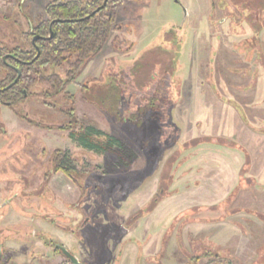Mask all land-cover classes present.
Instances as JSON below:
<instances>
[{
  "label": "rangeland",
  "instance_id": "1",
  "mask_svg": "<svg viewBox=\"0 0 264 264\" xmlns=\"http://www.w3.org/2000/svg\"><path fill=\"white\" fill-rule=\"evenodd\" d=\"M48 1L0 0V44L27 48L23 34L46 18ZM261 3L111 0L115 26L74 80L51 95L44 94L52 90L48 84L36 82L23 99L0 104V219L18 229L14 214L7 212L23 216L17 226L24 230L9 232L13 237L4 241L7 250L8 245L21 249L18 263L51 251L33 244L39 235L31 231L42 227L35 214L42 213L68 231L46 225L49 238L68 245L87 264H146L150 258L155 264H264V168L253 161V169L242 171L237 182L249 152L264 162V135L256 147L248 141L252 130L264 129V28L256 35V47L247 21L251 8ZM255 12L262 21L261 10ZM69 67L49 66L47 73L65 78ZM3 72L0 68V77ZM111 94L119 112L111 109ZM144 96L158 98L161 116L149 114L152 119L145 125L122 121L146 104ZM70 109L76 122L66 113ZM68 125L70 129L60 128ZM80 125L105 131L122 144L113 143L101 153L84 148L77 141ZM161 126L160 145L174 144L159 153L150 135L146 145L142 138L143 131L150 134ZM229 139L239 141L246 152L228 149L223 144ZM54 148L67 151L74 172L60 170L47 185L43 172ZM162 171L167 175L159 179ZM250 174L260 183L245 179ZM24 181L29 194L11 200ZM114 184L119 186L115 190ZM94 185L112 192L104 210ZM159 187L163 194L148 206ZM123 193V199L115 197ZM143 205L140 217L134 212ZM86 214L88 221L80 225ZM6 234L0 230V238ZM125 239L144 242L135 260L118 246Z\"/></svg>",
  "mask_w": 264,
  "mask_h": 264
},
{
  "label": "trees",
  "instance_id": "2",
  "mask_svg": "<svg viewBox=\"0 0 264 264\" xmlns=\"http://www.w3.org/2000/svg\"><path fill=\"white\" fill-rule=\"evenodd\" d=\"M102 2L103 0H49L45 5L46 18L41 19L36 24L30 25L23 34L28 41L27 48L19 46L7 48L0 44V68L4 70L0 77V104L8 103L11 105L23 99L27 95L28 88L36 82L48 84L52 90L50 92L46 90L44 94L51 95L59 93L67 82L74 80L84 64L100 51L108 39L111 29L115 26V11L114 7L111 6V0H107L103 7L92 13ZM262 4L256 5L258 7H255V9L251 8L250 13L253 15L247 19L254 31L251 42L256 47L259 46L258 33L264 28V18L262 21L258 19L255 10L256 8L260 9L264 15V4ZM51 32L52 35L50 36ZM34 36H37V38L33 43L32 39ZM72 58H74V61H72ZM65 63L70 65L66 70L65 78H62L55 71L47 73V67L55 66L58 69H62ZM15 79L17 80L15 81ZM112 97L113 94H111V99L108 100L111 109L119 112L111 103L113 101ZM143 100L146 104L141 105L142 108L138 106L135 110L130 111L125 118L123 117L122 121H132L134 122L132 123L134 126L137 123L138 125H145L152 118L161 116V112L156 107L159 102L156 96L150 98L144 96ZM66 113L70 117V121H73V119L75 122L77 121L74 118L72 109ZM149 116L152 118H149ZM136 120L137 123L135 122ZM60 128L70 129L71 126H60ZM78 130V143L84 148L94 150L95 152L101 153L111 150L113 143L122 144L113 135L93 126L80 125ZM140 130L143 131V129ZM153 130L157 129H151L150 134H146L143 131L144 136L142 139L146 142H144L145 145L150 142V140L147 142L146 139H149L150 136L152 137ZM161 131L163 132L162 126ZM74 134L73 131H70V137L75 138ZM100 139L103 140V143L98 141ZM205 141L206 143H211L212 139H205ZM194 144L197 145L199 142ZM57 153V159L60 163L55 169H60L67 174H73L74 168L69 163L71 159L67 151L57 150ZM246 164L247 162L244 163L245 166ZM245 169V167H242L241 170L245 171ZM164 172H161L160 179L165 175L166 172ZM168 175L172 176L171 173H168ZM74 180L77 179L74 177ZM77 183L80 188H84V184L82 183V185L79 180ZM240 187L238 184L237 189ZM159 198L150 200L151 203L148 206L152 207ZM143 211L138 216L143 215ZM133 215H130L129 220L133 219ZM196 258L198 259L199 256H196Z\"/></svg>",
  "mask_w": 264,
  "mask_h": 264
},
{
  "label": "flooded vegetation",
  "instance_id": "3",
  "mask_svg": "<svg viewBox=\"0 0 264 264\" xmlns=\"http://www.w3.org/2000/svg\"><path fill=\"white\" fill-rule=\"evenodd\" d=\"M10 55V54H9ZM4 105H9L8 103H6V104H4ZM12 105V104H11ZM10 106V105H9ZM59 130H60V128H59ZM154 132H153V134H152V138H151V140H154L155 141V143H157L158 144V147H159V153H161V152H163V151H165L167 148H170V147H172L173 146V144L174 143H167L166 145H160V141H159V138H160V135H162V131H161V127L159 128V129H157V130H153ZM144 142L145 141H143L142 143L144 144ZM161 146V147H160ZM57 150H60V148H54V149H52V151L50 152V154H49V167L43 172V180H42V182H43V184H47L48 185V180H49V178H51V175L52 174H55V173H57L58 171H60V169L59 170H56L55 169V167H57V165H59V163H60V161L57 159V157H58V153L56 154V151ZM143 150V152H145V149L143 148L142 149ZM71 161V160H70ZM69 161V163H70V165H71V162ZM72 166V165H71ZM73 167V166H72ZM155 167V166H154ZM151 170V169H150ZM150 170H149V172H150ZM65 173V172H64ZM20 176V175H19ZM20 177H25V174H21V176ZM160 177H161V173H160V175H159V179H160ZM69 178H71V177H69ZM76 178V177H75ZM91 178H92V176H91ZM143 178V177H142ZM26 181H24V182H22V186L20 187V189H19V191L17 192V194L14 196V197H12L11 198V200L12 199H15V198H17V197H20L19 195L21 194V196L24 194V193H26V194H29V190L27 189V186H26V188L24 187L26 184ZM117 186L118 185H116V184H114V186H112V187H114L113 189L115 190L116 188H117ZM119 187V186H118ZM86 188V187H85ZM93 189H94V191H96V192H100V194H101V196L103 197V199H102V202H101V205H102V208H100V209H103L104 210V206L107 204V202H108V196H109V194L110 193H112V192H110L109 191V193H108V191H106V189H101V190H99V189H96V185H94V187H93ZM233 190V189H232ZM163 192H164V187H159V188H157L156 189V191L154 192V194L152 195V197L150 198V200H152V199H157V198H159L160 197V195H162L163 194ZM237 192V191H236ZM235 192V193H236ZM113 194L114 195H116V193H114L113 192ZM119 195L120 194H117V196H115V197H117V199H119ZM85 199H86V197H85ZM150 202V201H149ZM148 202V203H149ZM147 203V205H150V204H148ZM55 204H57L56 203V201H55ZM33 206V205H32ZM56 206V205H55ZM74 207H76V205H73ZM144 206H146V205H143L142 207H140V208H138V209H136V211L134 212V213H138V212H142L143 211V207ZM154 206H155V204H154ZM19 208V206L16 208V210H20V209H18ZM76 209H78V207L76 208ZM78 211H80V212H82V210H80V209H78ZM8 214L9 213H11V214H14V226H16L18 229H15V228H12L11 226H9V225H6V224H4V223H2V219H0V230H4V231H8V234H6V235H4V236H1V238H0V240L2 239V245H1V243H0V264H3L4 262H7V261H11V259L13 258V256H15V251H8L7 250V247H6V245L4 244V241L8 238V239H11L13 236H12V234L10 235L9 234V232L10 233H12V232H20V231H22V230H24L22 227H18L17 225H18V223H19V226H20V220H19V218L18 217H23L22 215H20V214H18L17 213V211H13V212H11V211H9V212H7ZM23 212H21V214H22ZM1 214H3V213H1ZM6 214V213H5ZM35 213H33V215H34ZM132 214V213H131ZM35 216L38 218V220H39V223L40 224H42L41 226L43 227H41L39 230H37V229H35L34 231H31V232H33L32 233V235L34 236V232H37V234L39 235V239H36V241H34L33 242V244H34V246H36V247H38V248H40V247H49L56 255H57V257H58V261L60 260V255L66 260V261H68L70 264H87V262L86 261H80L77 257H75L74 255H73V253H71V250L69 249V247H67L66 245H64L63 243L61 244L60 243V241H58V242H54L51 238H49V236H48V234H49V232H48V230L47 229H45V228H47L46 227V225H51V226H54L55 228H57V229H63L64 231H67L66 229H64V228H62L61 226H60V224H59V221H57L55 218H53V217H50V216H48V215H45V214H39V213H36L35 214ZM144 215H141L140 217H143ZM15 217H17L18 218V220L16 221V219H15ZM27 217V216H26ZM130 216H128V218H129ZM88 218H89V216L86 214V215H84V217H83V219L81 220V222H80V225H84V223H86V221H88ZM126 224H127V222L125 223V226H126ZM6 226V227H5ZM75 229L74 228H70L69 229V232H73V233H75ZM68 232V231H67ZM123 234L124 233H122V234H120V235H118L119 236V238H121V237H123ZM7 237V238H6ZM6 252V253H5ZM12 252H14V253H12ZM69 257H71V258H74V260H75V262L73 263L71 260H70V258ZM3 262V263H2Z\"/></svg>",
  "mask_w": 264,
  "mask_h": 264
},
{
  "label": "crops",
  "instance_id": "4",
  "mask_svg": "<svg viewBox=\"0 0 264 264\" xmlns=\"http://www.w3.org/2000/svg\"><path fill=\"white\" fill-rule=\"evenodd\" d=\"M20 1H25V0H20ZM240 24V23H239ZM258 34H260V32L258 33ZM258 38V37H257ZM237 48V50H239V48H238V46L236 47ZM256 51V50H255ZM257 59V58H256ZM170 116H171V114H170ZM254 136H253V135ZM262 136V135H264V129H255V130H252L251 131V133H249V137H248V141L251 143V144H253V146L254 147H256L257 145H259L260 143L259 142H261L260 140H261V138H259L258 136ZM253 136V137H252ZM228 139V138H227ZM230 140V143H226V144H223V145H225L226 147H228V149L229 148H232L233 150L235 149V150H240V151H242V152H246L245 151V149L243 148V145H241V143L239 142V141H237V140H233V139H229ZM230 146H234V147H230ZM253 146H251V147H253ZM255 149V148H254ZM257 149V148H256ZM255 149V150H256ZM249 152V151H248ZM249 155H250V158H249V161L247 162V164H248V166H245L244 165V163L242 164V166L240 167L241 169H242V167L244 168H249V170H252L253 169V161H256V164L257 163H260L261 164V166L264 168V162L263 163H261V156L260 157H257V155L256 156H254V158L253 157H251V153L249 152ZM244 165V166H243ZM240 169V171H239V174H238V183H239V179H240V177H241V172H242V170ZM246 171V170H245ZM245 177V176H244ZM261 177V176H260ZM248 181H250V182H254L255 183V185H257V184H259L260 183V181L257 179V177L256 176H254V175H251L250 174V176H246L245 177ZM125 193H123V194H121V195H119V198H122L123 199V195H124ZM122 199H120V200H122ZM123 225V224H122ZM123 231H125V229H124V227H123ZM129 232V231H128ZM120 243V244H119ZM144 242L141 240H136V241H134V240H132V241H128V240H124L122 243L119 241L118 242V246H120V247H122L123 248V254L125 255V257H132V255H133V260H135L136 259V257L139 255V252H140V250H141V248L142 247H144V244H143ZM9 246V249H8V251H15V253L14 252H12V253H14L15 254V256H13V258L11 259V264H22V263H18L17 262V260H16V256H17V254H18V252L21 250H18V247H14V246H12V245H8ZM24 245H22V247H23ZM263 246V245H262ZM261 246V247H262ZM8 248V247H7ZM38 248V247H37ZM45 249V248H47V247H40V249ZM39 249V248H38ZM49 250H51L50 248H48ZM120 249V248H119ZM117 250V254H119L120 253V250ZM28 250H30V249H28ZM27 250V251H28ZM29 255H30V253H29V251L27 252ZM57 260H58V257H57V255L51 250L48 254H46V255H37V256H33L32 258H30L29 259V261L26 263V264H56V262H57ZM255 261L253 260H251V261H249V263L248 264H251V263H254ZM25 263V262H24ZM23 263V264H24ZM133 263H134V261H133ZM146 264L148 263V264H150V263H152V264H155V260H154V258H150L149 259V261L148 262H145ZM5 264H8L7 262L5 263ZM232 264H240V263H238V261H234Z\"/></svg>",
  "mask_w": 264,
  "mask_h": 264
},
{
  "label": "water",
  "instance_id": "5",
  "mask_svg": "<svg viewBox=\"0 0 264 264\" xmlns=\"http://www.w3.org/2000/svg\"><path fill=\"white\" fill-rule=\"evenodd\" d=\"M106 2H107V0H103V2H102V4L100 5V6H98L92 13H94L95 11H98L101 7H103L105 4H106ZM52 35V32L50 33V36ZM36 38H37V36H34L33 37V39H32V42L34 43L35 42V40H36ZM5 58V57H4ZM18 76H19V72H18ZM17 79H15V81H16ZM14 81V82H15ZM70 258V260L74 263L75 262V260H74V258H71V257H69Z\"/></svg>",
  "mask_w": 264,
  "mask_h": 264
},
{
  "label": "built area",
  "instance_id": "6",
  "mask_svg": "<svg viewBox=\"0 0 264 264\" xmlns=\"http://www.w3.org/2000/svg\"><path fill=\"white\" fill-rule=\"evenodd\" d=\"M57 264H68V261H66V260H64V261H58V263Z\"/></svg>",
  "mask_w": 264,
  "mask_h": 264
}]
</instances>
